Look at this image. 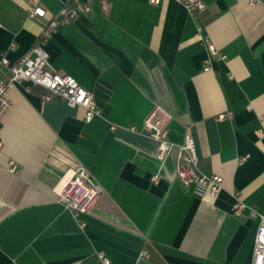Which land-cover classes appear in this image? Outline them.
<instances>
[{"label":"crops","instance_id":"obj_1","mask_svg":"<svg viewBox=\"0 0 264 264\" xmlns=\"http://www.w3.org/2000/svg\"><path fill=\"white\" fill-rule=\"evenodd\" d=\"M69 1L41 5L60 17ZM204 3L196 20L178 0H110L106 13L94 0L50 38L51 67L93 91L101 115L87 122L83 107L59 98L44 105L40 86L11 89L0 127V264H103L100 253L110 264H139L145 253L156 264H252L260 220L233 205L238 196L264 215V0ZM28 9L0 0V61L14 64L37 43L42 25ZM198 26L227 56L211 57L210 71ZM5 72L0 64V80ZM157 105L173 117L170 140L190 133L201 171L223 178L217 197L183 185L176 153L157 160L143 130ZM80 167L101 195L76 219L56 188Z\"/></svg>","mask_w":264,"mask_h":264},{"label":"built area","instance_id":"obj_2","mask_svg":"<svg viewBox=\"0 0 264 264\" xmlns=\"http://www.w3.org/2000/svg\"><path fill=\"white\" fill-rule=\"evenodd\" d=\"M43 0H28L29 9L27 17L36 20L42 25V32L37 43L16 63L11 64L7 58H2L0 64L6 69L4 77L0 80V127L13 103L9 98L11 89L29 83L40 86L48 91L43 97V104H47L54 98L65 101L70 107H83L86 110V121L90 122L101 115L96 103L93 91L83 88L75 78L63 75L54 70L49 62V55L45 49L50 38L62 25H68L83 14L90 12L94 0H70L63 7L60 17L50 15L43 7ZM102 10L106 13L109 10L110 0H98ZM163 0H148L149 4L158 6ZM191 13L194 19L198 20L207 10L204 0H178ZM261 0H250L252 6L260 3ZM197 35L201 38L210 57L205 61L204 70H212V58L217 57L225 61L227 56L220 52L207 36L202 35V27L198 26ZM231 113L221 115L219 120L230 117ZM172 115L163 107L155 106L146 117L143 130L146 135L157 145L156 158L164 163L170 156L176 153V175L186 188H192L199 197L209 195L215 198L222 190L223 178L220 175H208L201 171L199 157L193 136L187 133L181 144L170 140L169 126ZM116 127H113L115 129ZM130 131L138 133L139 129L132 126ZM258 136L264 137V131H259ZM2 143H0V149ZM9 171L13 174L19 172L18 165L10 162ZM159 175L153 176L154 182L159 181ZM57 202L72 212L78 219L80 215H88L93 210L101 195V190L92 178V174L86 167H80L66 175L61 184L56 188ZM246 211L249 217L260 220L257 231L254 255L252 264H264V215L257 212L254 207L248 206L237 196L233 205V213L238 217H245ZM85 227L84 223L80 224ZM144 259L149 256L145 253ZM103 264H110V259L104 253L99 254Z\"/></svg>","mask_w":264,"mask_h":264},{"label":"trees","instance_id":"obj_3","mask_svg":"<svg viewBox=\"0 0 264 264\" xmlns=\"http://www.w3.org/2000/svg\"><path fill=\"white\" fill-rule=\"evenodd\" d=\"M148 261L150 264H156V259H154V255H151Z\"/></svg>","mask_w":264,"mask_h":264},{"label":"water","instance_id":"obj_4","mask_svg":"<svg viewBox=\"0 0 264 264\" xmlns=\"http://www.w3.org/2000/svg\"><path fill=\"white\" fill-rule=\"evenodd\" d=\"M139 264H150L149 263V261L147 260V259H141L140 261H139Z\"/></svg>","mask_w":264,"mask_h":264}]
</instances>
